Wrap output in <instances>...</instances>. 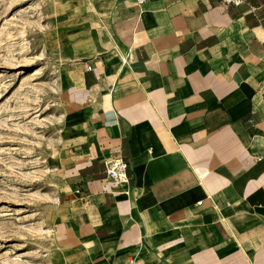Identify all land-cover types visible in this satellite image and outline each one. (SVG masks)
Returning a JSON list of instances; mask_svg holds the SVG:
<instances>
[{
  "label": "crops",
  "instance_id": "0c3cea01",
  "mask_svg": "<svg viewBox=\"0 0 264 264\" xmlns=\"http://www.w3.org/2000/svg\"><path fill=\"white\" fill-rule=\"evenodd\" d=\"M87 1L110 39L64 85L57 264H264V0Z\"/></svg>",
  "mask_w": 264,
  "mask_h": 264
},
{
  "label": "rangeland",
  "instance_id": "374dc122",
  "mask_svg": "<svg viewBox=\"0 0 264 264\" xmlns=\"http://www.w3.org/2000/svg\"><path fill=\"white\" fill-rule=\"evenodd\" d=\"M96 17L87 0H0V264H57L64 85L110 39Z\"/></svg>",
  "mask_w": 264,
  "mask_h": 264
},
{
  "label": "built area",
  "instance_id": "2783aa9c",
  "mask_svg": "<svg viewBox=\"0 0 264 264\" xmlns=\"http://www.w3.org/2000/svg\"><path fill=\"white\" fill-rule=\"evenodd\" d=\"M147 0H135L137 4H143ZM221 2L228 6L234 5L239 6L243 3V0H221ZM85 70L89 71L92 69L91 65H85ZM105 169L106 175L111 178H116L119 181H126V163L122 160V158H110L105 161Z\"/></svg>",
  "mask_w": 264,
  "mask_h": 264
}]
</instances>
